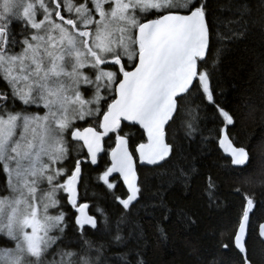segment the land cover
<instances>
[{"label": "snow or ice", "instance_id": "obj_1", "mask_svg": "<svg viewBox=\"0 0 264 264\" xmlns=\"http://www.w3.org/2000/svg\"><path fill=\"white\" fill-rule=\"evenodd\" d=\"M256 23L249 0H0V264H146L136 216L163 200L142 201L141 169L188 186L200 174L185 146L215 142L225 168L246 172L250 147L230 138L213 83ZM201 179L218 206L216 180ZM255 203L243 195L218 245L235 264H253ZM255 230L264 244V222Z\"/></svg>", "mask_w": 264, "mask_h": 264}, {"label": "trees", "instance_id": "obj_2", "mask_svg": "<svg viewBox=\"0 0 264 264\" xmlns=\"http://www.w3.org/2000/svg\"><path fill=\"white\" fill-rule=\"evenodd\" d=\"M210 3L214 8L215 0ZM249 3L253 18L259 20L264 15L260 0H249ZM218 68L213 83L217 99L235 118L234 126H228L230 138L237 146L250 147V167L240 175L232 174L224 167L228 158L213 142L203 151L196 143L185 146L196 157L191 162L200 174L188 186L173 182L167 166L156 170L141 169L142 201L159 205L160 199L163 200L162 207L148 209L150 215H145V210L140 208L136 216L144 230L141 251L146 264H209L211 261L235 264V252L218 245L220 241L229 242L231 223L240 213L244 194L252 196L256 202L254 215L250 213L255 228L264 222V30L260 23L250 25L246 35L223 52ZM125 132L130 139L140 135L138 127L126 128ZM106 162V158L100 161L101 168ZM209 174L217 182L218 206L210 207L201 195V177ZM95 175L89 173V177ZM91 207L90 202L89 210ZM162 213L168 219L165 220ZM178 213L190 215L195 222L183 223ZM158 228L166 233L167 239L161 238ZM255 228L247 236V248L253 264H264V244Z\"/></svg>", "mask_w": 264, "mask_h": 264}, {"label": "water", "instance_id": "obj_3", "mask_svg": "<svg viewBox=\"0 0 264 264\" xmlns=\"http://www.w3.org/2000/svg\"><path fill=\"white\" fill-rule=\"evenodd\" d=\"M136 127H138V126H136ZM220 150V149H219ZM220 152L224 155V153L222 152V150H220ZM228 159H230V158H228ZM148 168H150V167H148ZM122 183V182H121ZM125 191H126V189H125ZM247 238V237H246Z\"/></svg>", "mask_w": 264, "mask_h": 264}]
</instances>
